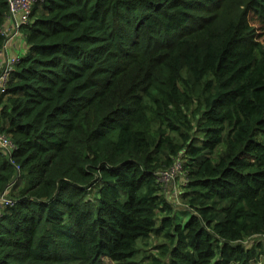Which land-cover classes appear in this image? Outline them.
Here are the masks:
<instances>
[{"label":"trees","instance_id":"16d2710c","mask_svg":"<svg viewBox=\"0 0 264 264\" xmlns=\"http://www.w3.org/2000/svg\"><path fill=\"white\" fill-rule=\"evenodd\" d=\"M256 23L264 0H36L0 96V264L263 262Z\"/></svg>","mask_w":264,"mask_h":264},{"label":"built area","instance_id":"2783aa9c","mask_svg":"<svg viewBox=\"0 0 264 264\" xmlns=\"http://www.w3.org/2000/svg\"><path fill=\"white\" fill-rule=\"evenodd\" d=\"M36 0H7L8 2V15L6 16V21L12 22V29L6 30L3 26L2 35L6 38L2 51L0 55H4V65L0 72V92H5L6 85L9 81L10 75L12 73L15 64L19 63V57H12L7 55L8 48L12 45L13 41L19 37L21 27L29 22L30 14L32 11V4ZM13 144L8 137L5 135H0V148L6 153L10 154L13 150ZM181 163L179 161L176 164L165 171H161L158 174V180L166 183V185L174 186L173 195L178 194L179 188L175 185L174 181L177 176L181 173ZM3 204H12V201L4 195L0 198V208ZM255 238H260L264 241V235H256Z\"/></svg>","mask_w":264,"mask_h":264},{"label":"crops","instance_id":"0c3cea01","mask_svg":"<svg viewBox=\"0 0 264 264\" xmlns=\"http://www.w3.org/2000/svg\"><path fill=\"white\" fill-rule=\"evenodd\" d=\"M3 26H4V28L6 30H8V29H12L13 24H12V22L6 21ZM26 49H27V46H26V43H25V38L23 36L22 30H20L19 37L16 38L13 41L12 45L8 48V50H7L6 53L9 56H12V57H20L21 58L25 54ZM4 60H5L4 55H0V72H1V68L4 65ZM16 65L17 64L14 65L13 70L15 69ZM13 70H12V72H13ZM1 93L2 92H0V96H1ZM173 189L175 190V187L174 186H172L170 188V190L167 193V196L170 195V193H171V191H173ZM172 194H173V192H172Z\"/></svg>","mask_w":264,"mask_h":264},{"label":"rangeland","instance_id":"374dc122","mask_svg":"<svg viewBox=\"0 0 264 264\" xmlns=\"http://www.w3.org/2000/svg\"><path fill=\"white\" fill-rule=\"evenodd\" d=\"M255 26L257 27V29H258V32L262 35V41H263V43H264V29L259 25V24H255ZM178 188H180V187H178ZM172 192L173 191H171V193H170V196H174L173 194H172ZM178 217H179V220H181L182 222L183 221H185L188 217H189V213H187V217H186V214H183L182 213V215H178ZM142 242V240L141 239H139V241H138V244H140ZM134 259L136 260V259H138V255L136 256V257H134ZM104 263L105 264H115V263H113L111 260H109V259H105L104 260ZM258 264H264V261L263 262H261V263H258Z\"/></svg>","mask_w":264,"mask_h":264}]
</instances>
